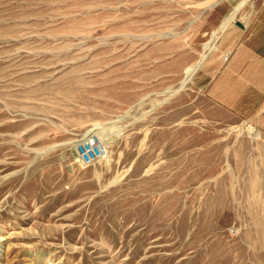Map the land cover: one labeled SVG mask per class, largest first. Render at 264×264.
<instances>
[{"label":"rangeland","instance_id":"obj_1","mask_svg":"<svg viewBox=\"0 0 264 264\" xmlns=\"http://www.w3.org/2000/svg\"><path fill=\"white\" fill-rule=\"evenodd\" d=\"M263 5L0 0V264H264V76L221 37Z\"/></svg>","mask_w":264,"mask_h":264},{"label":"crops","instance_id":"obj_2","mask_svg":"<svg viewBox=\"0 0 264 264\" xmlns=\"http://www.w3.org/2000/svg\"><path fill=\"white\" fill-rule=\"evenodd\" d=\"M263 9L264 5L256 13L263 12ZM221 27L222 41H226L225 50H230L233 58L238 57L235 67H229L227 75L235 78L237 97H240L248 89L249 82L245 78L264 76V36L254 32L257 27L264 29V21L257 18L248 22L229 20L222 21ZM250 87L257 89L258 86L252 83Z\"/></svg>","mask_w":264,"mask_h":264},{"label":"built area","instance_id":"obj_3","mask_svg":"<svg viewBox=\"0 0 264 264\" xmlns=\"http://www.w3.org/2000/svg\"><path fill=\"white\" fill-rule=\"evenodd\" d=\"M229 52L223 54V61H226ZM76 158L79 164L89 166L94 162L103 159L107 155L105 143L96 135L94 139H85L75 146Z\"/></svg>","mask_w":264,"mask_h":264},{"label":"bare ground","instance_id":"obj_4","mask_svg":"<svg viewBox=\"0 0 264 264\" xmlns=\"http://www.w3.org/2000/svg\"><path fill=\"white\" fill-rule=\"evenodd\" d=\"M89 131H91V130H89ZM95 133H96V131H95ZM95 133H94V134H95ZM99 133H102V131H100ZM99 136H100V135H99ZM105 136H106V135H105ZM106 138H107V137H106Z\"/></svg>","mask_w":264,"mask_h":264}]
</instances>
